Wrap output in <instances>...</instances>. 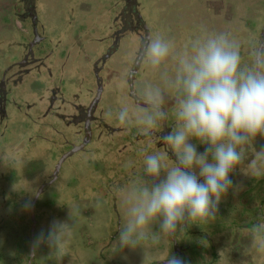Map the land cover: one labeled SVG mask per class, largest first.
I'll list each match as a JSON object with an SVG mask.
<instances>
[{
	"label": "rangeland",
	"instance_id": "obj_1",
	"mask_svg": "<svg viewBox=\"0 0 264 264\" xmlns=\"http://www.w3.org/2000/svg\"><path fill=\"white\" fill-rule=\"evenodd\" d=\"M63 1L69 0H0V127L7 125L9 128H17L22 136L39 127L40 134L54 136L53 141L57 143L67 141L66 144L72 147L82 144L83 127L85 122L89 121L88 132L92 136L87 146L88 156H79L85 163L81 160L70 161L69 168L66 165L64 169L66 175H61V178H65L64 181L54 185H51V179L66 144L58 148V156H55L57 149L54 156H49V151L48 160H44L43 164H21L10 174L3 173V170L13 166L10 159L16 154L13 155L9 151V154L4 155L6 159H0V264H165L170 254L181 257L185 264H264V253L257 251L251 232L252 226L258 220L264 219V177L253 178L243 172L248 161L253 159L255 149L264 147V137H258L256 144L246 149L244 163L230 177L234 189L219 203L215 218L191 222L190 227L178 231L174 236L159 234L158 222H154L147 229L146 239L136 249L120 250L115 247L120 229L118 226L106 225L105 219V222L95 221L92 226L97 225V229L89 228L81 222L91 224L96 212L86 214L85 211H77L78 208L70 213L63 211V206H73L76 198L83 201L84 187L92 191L95 174L107 172L106 167L105 170L102 168L103 162L97 165L98 157L105 155L101 154L102 148L107 147L108 150L114 151L117 149L123 155L127 152L129 156L125 161L130 163L132 159L140 156L130 155L131 151L141 146V142H137L138 139L151 133L153 142H162L161 137L178 125L175 115L178 106L177 94L164 89L159 72L153 71L145 64L140 65L135 75L130 74L137 61V53L141 52L148 42L147 36L151 39L163 38L171 41L175 54L186 50L192 40L208 33H228L230 38L240 45L242 65H250L252 50L264 45V0H136L134 5L131 0H128V3L126 0H81L75 10H65V14L69 13V16L74 17L64 21L59 19L64 16L61 9ZM35 2L38 7L34 5ZM24 3L27 12L29 10L40 18V35L44 37L48 34L50 40L42 42L36 60L27 59L25 48L21 47L34 42L31 22L27 16L23 20L16 19V14L25 13L24 8L22 9ZM13 7L15 17L12 14ZM138 15L141 16V21ZM50 18L52 20L49 24L45 19ZM48 25L52 30L47 29ZM60 25L66 27L64 34L59 31ZM16 28L20 31L13 32ZM75 30L77 32H74ZM94 30L98 35L92 33ZM118 33L120 36L114 47L116 52H113L116 54L105 58L106 49L113 44ZM74 34H78L77 37ZM50 51L57 52L54 64L50 63L48 72L55 71L56 81L64 84L60 86L59 92H55L58 102L52 109L54 113L64 114L63 120L50 125L59 134L54 133L51 128L53 133L49 132L46 128L47 122L44 126H34L26 113L31 109L30 115L34 116L32 118H46H43V113L39 110L46 109L47 112L49 108L52 94L50 90L54 79L49 73H39L41 70L44 72L45 63L51 62L48 57ZM5 52L10 54L7 53L5 57ZM121 52L128 54L121 56ZM93 59L98 68H93ZM23 60L27 62L25 67L14 68L15 63H21ZM73 63H79L80 67L73 69ZM9 67L15 77L22 75L17 84H14L15 79L1 82ZM174 67V62L169 59L162 66V70L171 72ZM31 74H36L34 87L31 88L30 79L22 85L24 79ZM130 84H133L132 90ZM17 86L20 87L16 88ZM156 86L164 91L162 107L166 118L159 120L157 126L148 132L141 130L134 123L126 127L121 126L117 119L121 108L125 105L137 108L132 94L129 93L133 90L141 93L146 88ZM28 87L35 93L29 101L26 98ZM100 89L103 90L102 99L95 112L88 115V109L92 107ZM70 103L76 106L72 108ZM75 107L79 111L76 116L69 111L72 109L75 112ZM140 107L142 106H138ZM3 112L11 117L6 123H2L5 119ZM164 123L165 134L160 131ZM17 140L15 138V141ZM131 142L135 144L132 146ZM205 147L198 145V151L202 152ZM140 149L145 157L155 153L163 154L164 162L169 167L170 161L175 159L167 145L159 148V151L149 147ZM1 150L3 151V148H0V152ZM96 156L98 157L93 159ZM167 158H170V161ZM93 170L95 174H89ZM97 180L95 187L100 184L98 192L102 197L101 202L105 198L109 201V188L102 184L101 176L97 177ZM41 190L43 191L37 207L31 208L36 194ZM109 192L114 195V187ZM64 194L66 196H63ZM80 195L81 198L78 197ZM28 204L31 206L26 207ZM108 207H114L111 200ZM125 207L124 204L123 211L127 221ZM97 208L102 210L103 203ZM53 221L68 222L72 231L71 239L58 252H51L47 244H41L36 256L32 257L35 241L41 233L47 234ZM204 224H211L212 228H200ZM201 234L209 235V239L201 237Z\"/></svg>",
	"mask_w": 264,
	"mask_h": 264
},
{
	"label": "clouds",
	"instance_id": "obj_2",
	"mask_svg": "<svg viewBox=\"0 0 264 264\" xmlns=\"http://www.w3.org/2000/svg\"><path fill=\"white\" fill-rule=\"evenodd\" d=\"M251 55L250 65H242L240 45L228 33H208L175 54L171 41L149 38L137 53L139 64L159 72L164 89L177 94L178 125L162 137L175 163L166 165L161 153L147 155L148 179L122 190L128 220L119 229L117 249H136L154 222L168 237L191 222L215 218L219 203L234 189L230 177L244 163L246 149L264 137V50L254 48ZM169 59L175 65L171 72L162 70ZM133 96L142 107L123 106L117 114L121 126L134 123L148 132L166 118L161 87L133 90ZM198 145L206 147L201 152ZM243 172L264 177V147L255 149ZM251 232L257 251L264 253V219ZM71 236L68 222L53 221L35 241L33 257L41 244L58 252ZM165 264L185 261L170 254Z\"/></svg>",
	"mask_w": 264,
	"mask_h": 264
},
{
	"label": "flooded vegetation",
	"instance_id": "obj_3",
	"mask_svg": "<svg viewBox=\"0 0 264 264\" xmlns=\"http://www.w3.org/2000/svg\"><path fill=\"white\" fill-rule=\"evenodd\" d=\"M80 1L81 0H69L67 2L63 1V3L61 4L63 7L61 9H63L64 16L60 17L59 19H62L64 21V20H69V19L73 18L74 16H72V15L69 16V13L65 14V10L66 11H72V9L75 10V8L77 6V3L80 2ZM126 2L128 3V0H126ZM134 2H136V0H131V3L132 4ZM34 5L36 7H38V3L37 2H35ZM19 6H20V1H19V4H18V7ZM22 6H23L22 9L24 8L25 13L23 15L16 14V16H17L16 19L23 20V19H25L24 17L27 16L26 18H28L30 20V22H31V32H32V36L34 37V42L32 44L30 43L27 46H22L21 45V47L23 49L25 48L26 58L27 59L36 60V58H37V52L41 48V46L43 45L42 42H45V41H48L49 42L50 41L49 40V36H48V34H47V36H44V37H42L40 35L41 34L40 33L41 32L40 31V26H39L40 25L39 24L40 18L36 14H34L32 12H29V10H28V12H27V10H25L26 3H24V5L22 4ZM12 10H13L12 11V14H13L14 13V7H13ZM17 11H18V8H17ZM67 15H68V19H67ZM13 16L15 17V14H13ZM139 17L141 18V16L138 15V18ZM45 20L48 21V23L50 24V20H52V18L45 19ZM71 21L74 22V20H71ZM48 28H49V31L52 30V28L49 25L47 26V29ZM14 30H15V32L16 31H20V29H18V28L13 29V32H14ZM146 30L148 31L147 28H146ZM59 31H61V34H64L65 31H66L65 25H60V30ZM119 36L120 35L118 33L116 35L115 39H114L113 44L110 45L106 49L105 56H104L105 58L113 57L116 54V53L113 54V52L114 51L116 52V50H115L114 47L117 44V40H118ZM149 38H150V36L148 35L147 38H146V40H149ZM48 49L50 50L49 47H48ZM260 49L261 50H264V45L263 44L260 46ZM25 52H23V53H25ZM119 52H120V49H119ZM5 53H6L4 55L5 57H7V53L10 54V52H5ZM124 54H128V53H124ZM124 54L122 52L120 53L121 56H124ZM48 57L51 60L50 63L53 65L54 64L53 61L56 58V55L53 52V53H50L48 55ZM65 59H66V57H64L63 60H65ZM118 63H119V61H118ZM26 64H27V62H24V60H23V62H21V63H15L14 64V68L15 67H18V68L19 67H25ZM78 64L79 63H73V65H72L73 66V69L79 68L80 66H78ZM76 65H77V67H75ZM95 67L98 68V65L96 64ZM139 68H140V64H139V62L137 60L134 63V66H133L132 71L130 72V74L131 75H135L138 72L137 69H139ZM10 69H11V67H9L8 69H6V71L4 72V77L1 80V82L2 83H6V82H8L11 79L12 80L15 79L14 80L15 81L14 84L15 83L17 84V82L20 81V78L19 77H21L22 75H19V76L15 77L16 75H14V74L12 75ZM52 69H53V66H52ZM54 73H55V71L53 72V70L50 73V75L52 76V78L55 77ZM8 75H12V76L9 77V78H7ZM13 77H15V78H13ZM96 77L99 79V76L96 75ZM61 83L62 82H58V80H57V82L55 81V83L52 84V88L50 90L52 94H50L51 97H50V103H49V108L47 110V113H48V115H51L50 120H52L55 123L57 121H60V119H63V116L61 114H60L61 115L60 116L58 113L52 112V109H54V107L57 105V102H58L57 94L55 92H59L60 91L59 88H61L60 86L61 85H64V84H61ZM130 86H131L130 89L132 90L133 84H130ZM2 90H3V87H2ZM129 94L130 95L132 94L131 97L135 100V98L133 96V92H130ZM102 95H103V90L100 89L98 91L97 95H96V98H95V100H94V102L92 104V107H90V109H88V112H87L88 115H92L95 112V110L97 109V107L99 105V102L102 99ZM133 102L135 103L134 105L137 108H138V106H142V105H138L136 103V100L133 101ZM76 108L77 107H75V110H76L75 112L77 114H79L78 108L77 109ZM4 113L5 112H3V115H4ZM89 127H90L89 121L88 122H85V126L83 127V129H84V140H83V142H82V144L80 146H72V147H70L69 144H68V145L65 146V149L60 153V157L58 158V162L56 164L57 166H55L54 175L52 176V179H51L52 180L51 181V185L52 184L54 185V184H56L59 181H62V182L64 181L65 178L64 177L61 178V175H66V172H65L64 169H65L66 165L70 164L69 163L70 161H72V160L73 161L74 160H81V161H83L85 163V160L84 159H80L79 156L80 155L81 156H88L86 154V152H87V146H89V144L91 142V138H92L91 133L88 132ZM160 131L163 132V134H165V132H166V125H165V123L162 124V127H161V130ZM137 142H141V144H140L141 146L140 147H137L133 151L130 150L131 151L130 152V155L131 154H137V155L139 154L140 156L136 157L135 159H132V161L130 163L127 162V160L125 161L126 157L129 156V154L127 152H126L125 155H123L117 149H115V151H114L113 149H109L108 150L107 147L102 148V153L101 154H103V155L105 154V155L103 157H101V158H99L98 156H96V157H93V159H95V158L98 157V160L99 161L97 160L98 161L97 162V165L99 166L98 163L99 162L100 163L103 162L104 164H102V168L105 170V167H106L107 172H105V171L104 172H100V174L93 173L94 170L92 172H90L89 174H95V177H96V179H94V185H93L92 191L89 188L87 189V188L84 187V190H83L84 191V195H82V198H84V199H82L83 201L81 202L80 199H77L76 198V201H75L74 205L73 206H70L71 204H66L65 206H63V208L65 209L63 211H65L66 213H68V212L70 213L72 210L75 211L74 210L75 208H78V209L80 208L79 210L77 209V211H80V212H82V211L84 212L85 211L86 214H88L89 212L92 213V214L93 213L95 214V212H96V215H95L94 219L92 220L91 224L86 223L84 221L81 222V224L83 223L86 227H89V228L97 229V225L95 227L92 226L95 223V221L96 222L97 221H103L105 219H106V223H107L106 225H111L113 227L114 226H118V228H120L123 224H126L127 221L125 220L126 217H125V213L123 211L124 203H123V198H122V195H123L122 194V190L128 189L129 186H132L136 182H142V181H146L147 180V177L145 176V173H144V159H145V154L143 153V151L140 148L141 147H149V148H153V149L159 151V148L161 149L162 147H165L166 146V144H164L163 141L162 142L158 141V143L157 142H153L152 141V138H151V133L150 134H146L142 139H138ZM155 143H157V144H155ZM131 144L133 146V144H135V142H131ZM132 146L130 145L131 148H132ZM135 151H137V152H135ZM169 159H168V161H170ZM41 161H43V160H41ZM43 162H42V164H43ZM106 163L107 164L109 163V165H107ZM172 163H175V161H172V162L170 161L169 165H172ZM27 165H31V164H27ZM68 168H69V165H68ZM100 176H101V178L103 180L102 184L107 189L109 188V191L111 190L112 187H114V195L111 192H109L108 190H106V191H108V193L110 195L109 196V199L114 203L113 209H109V207H108V202L110 200L107 201V199L105 198L101 202V200H102L101 198L102 197L100 196V194L98 192V190H99L98 187L100 186V184H98L97 187H95L96 186V182L98 181L97 180V177L100 178ZM136 178H138V179L136 181H134V179H136ZM60 185H62V183H60ZM42 191L43 190H41L38 194H36V196H35V202L32 204L31 208H36L37 207L36 204L39 201V198H40V196L42 194ZM83 191H82V193H83ZM85 191H88V193H86ZM79 192L81 193L80 190H79ZM63 196H66V195L64 194ZM78 197L81 198V195L78 196ZM87 197H91V198H87ZM102 203H103V209L102 210H99L97 208V206L99 204H102ZM71 208H73V209H71ZM125 210H126V207H125ZM96 217H97V219L95 220ZM103 222H105V221H103ZM188 227H190V224L188 226H186V228H184V230H186ZM205 227L206 228H210V227L212 228V225L211 224H204L200 228H203L205 230L206 229ZM202 236L205 237V239H207V240L209 239V235H207V234H201V237Z\"/></svg>",
	"mask_w": 264,
	"mask_h": 264
},
{
	"label": "crops",
	"instance_id": "obj_4",
	"mask_svg": "<svg viewBox=\"0 0 264 264\" xmlns=\"http://www.w3.org/2000/svg\"><path fill=\"white\" fill-rule=\"evenodd\" d=\"M74 32H77V30H75ZM92 33L96 34V30H94ZM74 35H75V37H77L78 34H74ZM96 35H98V34H96ZM53 52L55 54L57 51H50V53H53ZM92 62L94 63L93 68H95V63H96L95 60L93 59ZM50 67H51L50 62L45 63V67L43 66V68H45L44 72H42V70H41V72L39 74H42V75L48 74V73L50 74V72H48V70H50ZM35 75L36 74H33V75L31 74L30 76L25 78L24 81L22 82V85L30 79L29 82L31 81L30 85H31V88H33L35 85V83H34ZM37 75H38V73H37ZM53 79H54V83H55V81H56L55 77ZM3 86H4V84H3ZM20 86H17L16 88H18ZM67 93H69V92H67ZM34 94H35L34 90H32L28 87V95L26 96L28 101L31 99V96H33ZM42 105H44V103ZM33 106H34V104H33ZM33 106H32V108H33ZM35 106H36V104H35ZM70 106H72V108H73L76 105L74 103H70ZM40 111H42V113H43V118L46 117L45 119L41 120V119L32 118L34 116L32 115V117H31L30 114L32 111H31V109H29L26 112L28 115V120L31 123H33L34 126L35 125L36 126H44V124L47 122L46 128L48 129V131L51 132V130H50V128H51L54 133H58L53 129L54 128L53 126H50L54 122L52 120H46V119L51 118V115H48V113L46 112V109L45 110L40 109L39 112ZM69 111L74 116L78 115L72 109H69ZM61 115L63 116L64 114H61ZM3 116H5L4 117L5 119L2 120V123H6L9 119H11L9 114L6 115V113H4ZM62 120L63 119H60L61 122H62ZM39 124H42V125H39ZM0 128H1L0 129V148H3V151L1 150V152H0V154H1L0 159L1 158H3V160L6 159V156H4V155L9 154L8 153L9 151H11V153L13 155L16 154L14 157H12L10 159V160H12L11 164L13 166L10 168L7 167V169L5 171L3 170V173L7 172V174L12 173L13 169H15V167H17V166H20L21 164H23V165L24 164H32V163H36V162L42 163L44 160H48L49 156H52V155L54 156V154L56 152L55 149H57V153L55 156H58V148L62 147V145H65L67 142V141H64V142H58L57 143V142L53 141L54 136L50 137V136H48V134L46 136L44 134H40L39 127H35L36 129L34 131H32L31 133H26L25 136H22L21 133L19 132V129H17V128H13V127L9 128V127H7V125H4ZM46 128H42V129H44V131L46 132L47 131ZM53 132H51V133H53ZM15 138H17L18 140L15 141ZM13 141H15V142L13 143ZM21 145L24 147H21ZM66 145H68V144H66ZM22 149H25V150L22 151ZM49 151H50V154L48 156ZM41 160H43V161H41Z\"/></svg>",
	"mask_w": 264,
	"mask_h": 264
},
{
	"label": "trees",
	"instance_id": "obj_5",
	"mask_svg": "<svg viewBox=\"0 0 264 264\" xmlns=\"http://www.w3.org/2000/svg\"><path fill=\"white\" fill-rule=\"evenodd\" d=\"M139 20L141 21V18L139 17Z\"/></svg>",
	"mask_w": 264,
	"mask_h": 264
},
{
	"label": "water",
	"instance_id": "obj_6",
	"mask_svg": "<svg viewBox=\"0 0 264 264\" xmlns=\"http://www.w3.org/2000/svg\"><path fill=\"white\" fill-rule=\"evenodd\" d=\"M33 237H34V234H33Z\"/></svg>",
	"mask_w": 264,
	"mask_h": 264
}]
</instances>
